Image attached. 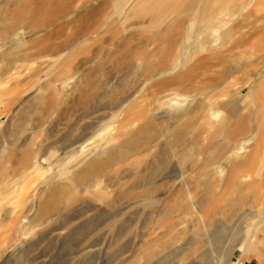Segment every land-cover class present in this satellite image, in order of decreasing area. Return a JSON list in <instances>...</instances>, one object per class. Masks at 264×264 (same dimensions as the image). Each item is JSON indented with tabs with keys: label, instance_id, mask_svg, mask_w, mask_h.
Returning <instances> with one entry per match:
<instances>
[{
	"label": "rangeland",
	"instance_id": "rangeland-1",
	"mask_svg": "<svg viewBox=\"0 0 264 264\" xmlns=\"http://www.w3.org/2000/svg\"><path fill=\"white\" fill-rule=\"evenodd\" d=\"M141 1L0 0V264H264V0Z\"/></svg>",
	"mask_w": 264,
	"mask_h": 264
},
{
	"label": "bare ground",
	"instance_id": "bare-ground-1",
	"mask_svg": "<svg viewBox=\"0 0 264 264\" xmlns=\"http://www.w3.org/2000/svg\"><path fill=\"white\" fill-rule=\"evenodd\" d=\"M149 1V2H148ZM151 1H152V3H151ZM141 2H144L143 0L141 1ZM140 2V3H141ZM213 4L214 3H216V1L215 0H213V2H212ZM153 4V0H146L144 3H142V5H143V7H144V10H148V11H151V10H149V9H151V5ZM202 10V9H201ZM20 27H22V26H19L18 28H20ZM21 30V29H20ZM84 47V46H83ZM82 48V47H81ZM77 50V49H76ZM74 52V51H73ZM76 53H78V52H76ZM75 53V54H76ZM74 54V53H73ZM72 54V55H73ZM70 60V59H69ZM64 65V64H63ZM67 65V64H66ZM175 65V64H174ZM62 68H63V66H62ZM261 92L262 91H257V92H255V94H256V96L254 97V99H253V101L254 100H261L262 98H263V96H262V94H261ZM200 119V118H199ZM220 120V119H219ZM220 123H221V121H220ZM217 125H218V123H216ZM217 125H214V127L215 126H217ZM207 134V130H206V128H203V130L201 131V137L202 136H204L205 137V135ZM236 148H238V147H236ZM248 163V159H245L240 165H238L237 166V169L238 170H234V172L230 175V176H228V180H233V181H239L238 179H240V177L242 176V173H241V166L242 165H245V164H247ZM233 186H231V185H229L228 186V188H232ZM245 188V187H244ZM246 189V188H245ZM257 189H259V188H257ZM260 189L262 190V189H264V186H262V187H260ZM245 190L243 191V192H241L240 193V195H238V196H240V197H242V196H244L245 195ZM262 195V193H259V192H257V191H255V193H252V198H255V197H260Z\"/></svg>",
	"mask_w": 264,
	"mask_h": 264
},
{
	"label": "crops",
	"instance_id": "crops-1",
	"mask_svg": "<svg viewBox=\"0 0 264 264\" xmlns=\"http://www.w3.org/2000/svg\"><path fill=\"white\" fill-rule=\"evenodd\" d=\"M191 6H192V5H191ZM191 6H189V7H191ZM183 7H184V6H183ZM189 7H185V8H189ZM263 83H264V82L261 81L260 84H263ZM260 90H261V89H259V91H260ZM257 91H258V90H257ZM257 91H256V92H257ZM34 165H36V164H34ZM34 165H33V167H34Z\"/></svg>",
	"mask_w": 264,
	"mask_h": 264
}]
</instances>
